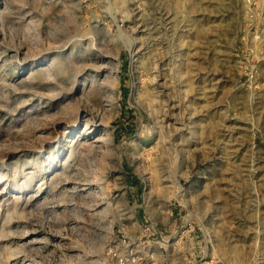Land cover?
Segmentation results:
<instances>
[{"label": "rangeland", "instance_id": "rangeland-1", "mask_svg": "<svg viewBox=\"0 0 264 264\" xmlns=\"http://www.w3.org/2000/svg\"><path fill=\"white\" fill-rule=\"evenodd\" d=\"M0 264H264V0H0Z\"/></svg>", "mask_w": 264, "mask_h": 264}, {"label": "bare ground", "instance_id": "bare-ground-1", "mask_svg": "<svg viewBox=\"0 0 264 264\" xmlns=\"http://www.w3.org/2000/svg\"><path fill=\"white\" fill-rule=\"evenodd\" d=\"M72 162V161H71Z\"/></svg>", "mask_w": 264, "mask_h": 264}]
</instances>
